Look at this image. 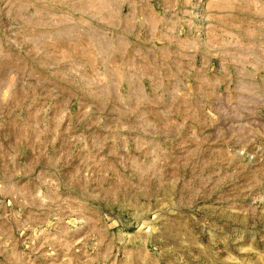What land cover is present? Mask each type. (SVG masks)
<instances>
[{
  "label": "rangeland",
  "instance_id": "1",
  "mask_svg": "<svg viewBox=\"0 0 264 264\" xmlns=\"http://www.w3.org/2000/svg\"><path fill=\"white\" fill-rule=\"evenodd\" d=\"M0 264H264V0H0Z\"/></svg>",
  "mask_w": 264,
  "mask_h": 264
}]
</instances>
